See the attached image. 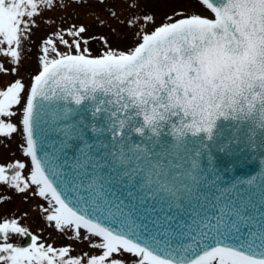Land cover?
<instances>
[{
	"label": "snow or ice",
	"instance_id": "1",
	"mask_svg": "<svg viewBox=\"0 0 264 264\" xmlns=\"http://www.w3.org/2000/svg\"><path fill=\"white\" fill-rule=\"evenodd\" d=\"M73 2L86 15L95 16L96 23L61 21L58 30L37 46V73L27 83L17 78L0 90V138L16 134L23 157L0 163V185L32 201L29 208L18 210L21 217L35 211L36 222H54L60 231H71L68 239L99 238L89 247L101 253L73 257L71 245L46 244L31 235L15 214L0 213V264H56L57 260L59 264H264V222H258L256 232L249 231L251 239L244 238L240 227L254 217L242 215L231 201L218 216L196 212L191 225H176L173 216L156 214L147 195L150 192L171 207L180 192L175 177L172 188L160 179L151 180L164 173L149 163L141 189L146 193L135 196L129 191L121 196L99 176L97 161H77L78 167L64 175L49 168L47 159L38 155L35 138L43 101L54 97L78 106L88 101L94 119L105 117L107 131L122 145L121 165L141 159V153L125 151L132 133L143 136L147 128L159 137L171 125L178 136L168 151L187 160L182 175L194 188L202 175L195 158L213 147L229 152L239 142L218 143L217 135H223L218 122L251 120L254 127L264 129V0H226L218 5L213 0H170L172 14L165 12L159 26L148 8L150 0H125L123 20L105 0ZM57 6L67 7L64 0H0V56L6 58L0 61V73H18L23 52L32 43V29L38 26L35 18ZM206 10L215 13V19L206 18ZM104 11L119 22V33L101 18ZM76 16L79 20V13ZM147 23L154 31L142 32ZM96 28L107 30L101 34ZM93 42L101 45L96 55L90 47ZM14 106L20 107L19 115ZM14 116H18L15 122ZM141 116L143 122L137 126ZM91 128L105 130L95 122ZM75 130V125H68L66 136ZM201 133L212 143L184 139ZM116 162L112 157L113 166ZM92 163L96 168L89 172ZM137 171L138 166L129 168L124 175L132 180ZM191 190L184 186L186 193ZM14 235L30 237V243L10 242Z\"/></svg>",
	"mask_w": 264,
	"mask_h": 264
},
{
	"label": "water",
	"instance_id": "2",
	"mask_svg": "<svg viewBox=\"0 0 264 264\" xmlns=\"http://www.w3.org/2000/svg\"><path fill=\"white\" fill-rule=\"evenodd\" d=\"M215 2L220 4L226 0H216ZM208 12L212 17L213 13ZM56 92L58 97L59 90ZM65 107L74 109L68 120L63 117ZM120 118L123 119V116ZM178 119L176 118L179 128ZM67 121L69 125L76 126V130L72 132V136L67 137L68 139L65 137ZM137 121V126H139V123L143 122V117H138ZM93 122L105 130L93 132L91 128ZM218 123L221 126L218 131L223 133L222 136L217 135L218 143L237 139L239 142L233 143L229 152L213 147L210 152L203 150L201 155L195 158V163L202 175L200 183L194 188L187 177L182 175L188 168L187 160L178 153L168 151L178 136L171 125H168L159 137L147 128L143 136L132 133L128 137L125 151L131 148L133 151L141 153L142 156L141 159L130 165L127 162L124 165L119 164L118 149L122 145L113 138L111 132L107 131L103 115L94 119L92 104L88 101L79 106L55 97L43 101L36 129L37 134L39 133L41 136V141L44 142L45 139L46 145L54 147L53 152L59 154L60 148L63 146L62 151L70 150L71 154H77V158H84L86 160L84 164L90 160L99 162L97 170L99 176L108 180V187L118 195L127 196L129 191L133 192L135 196H142L146 193V189L143 192L141 189L145 184L144 175L149 163L156 166V172L164 173L163 177L152 176L151 180L160 179L168 188H172L171 180L175 177V187H179L180 192L178 193L179 198L171 201V207L160 203L158 199L152 197L150 192H147V195L148 203L157 209L156 214L166 213L173 216L175 218L173 223L176 225H191L196 212L206 213L209 217L214 214L218 216L220 210L224 209L225 205L231 201V204L239 209L242 215L254 217L252 221L240 227L243 237L251 239L248 236L249 231L256 232L259 227L258 222H264V198H262L264 196V148L260 147V144L264 142V129H260L258 126L254 127L251 120H230ZM148 136H151L152 140H149ZM205 136L206 134L201 133L198 138H192L189 134L184 139L205 140ZM46 145L44 148L47 147ZM71 146L73 149H70ZM192 146V144L189 145V147ZM143 154H146V158ZM66 155L64 156L66 157ZM114 156L117 158L115 166L112 164ZM49 158H53V155L49 154ZM59 159L62 161L65 158ZM137 166L138 171L132 180L124 175L127 169L137 168ZM92 168H96V163H92L87 171L91 172ZM68 171L71 172L72 168H69ZM185 185L192 189L190 194L184 191ZM151 186L149 184V187ZM160 209H163V212L159 211ZM231 218L235 220L236 216L233 214ZM184 230L187 231V227ZM186 243H190V241H186Z\"/></svg>",
	"mask_w": 264,
	"mask_h": 264
},
{
	"label": "rangeland",
	"instance_id": "3",
	"mask_svg": "<svg viewBox=\"0 0 264 264\" xmlns=\"http://www.w3.org/2000/svg\"><path fill=\"white\" fill-rule=\"evenodd\" d=\"M90 2L95 3L96 0H90ZM105 2L113 5L110 10L114 12L120 18V20H123L127 16V5L125 0H105ZM64 3L67 5V7L57 6L51 10L43 12L42 15H38L35 18L38 26L32 29V43L27 45L29 51L23 52L18 73H0V90H3L5 86L11 82H14V80L17 78H23L27 83L31 79L32 75L37 73V46L40 45L42 39L58 30V26L60 25L61 21H67V23L71 24H77L81 21L93 24L96 23V17L92 15H86L85 9L81 5L73 2V0H64ZM148 8L155 13V21L157 26H159L160 20L164 18L165 12H167L169 15L172 14L170 0H150ZM189 11L191 12V9H189ZM77 13H79V20L76 16ZM206 13V16L211 17V14L207 10ZM100 15L102 19L111 23L112 28H114L116 32H120L119 22L114 20L113 17L109 15L108 11H104ZM165 22L170 21L165 20ZM106 30V28H96L95 32L102 34ZM153 30L154 28L152 23H147L142 28V32H150ZM121 35H123V33H121ZM57 47L61 51H66V49H64V47L59 43H57ZM90 47L92 49L93 55H96L97 49L100 48L101 45L93 42ZM120 50L125 52L128 51L127 48H121ZM0 61H6V58L0 56ZM13 111H16L19 115L20 107L14 106ZM17 118L18 116H14L11 119L13 122H15ZM0 141H2L0 142V163H6L12 161L13 159L23 158L22 153L18 151L19 144L18 136L16 134H13L11 139L0 138ZM23 195L24 194H20L14 189L0 185V201H2L0 202V213L15 214L17 218L21 220L22 226L29 228L31 235L40 236L41 240L46 244H52L57 248L71 245L74 251H72L70 255L73 257L77 255H83L85 253L89 255L101 253L100 249L89 247L90 241L97 240L93 237H90L89 240L86 241L68 239L69 236L73 235L71 231H60L55 227L54 222H49L47 225L43 220L36 222L35 211L31 212L26 217H21L18 210L27 209L32 203V201H25L23 199ZM8 196H11L12 199H6ZM42 199L43 198H40V200ZM39 229H44V231L41 233ZM29 241L30 237L14 235L12 241L10 242H16L19 245L24 244V246H27L28 243H30ZM129 259H131V257H129ZM56 264H59V260H57Z\"/></svg>",
	"mask_w": 264,
	"mask_h": 264
}]
</instances>
